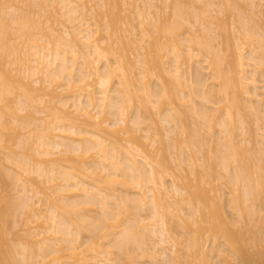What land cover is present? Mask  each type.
Wrapping results in <instances>:
<instances>
[{
	"label": "bare ground",
	"instance_id": "6f19581e",
	"mask_svg": "<svg viewBox=\"0 0 264 264\" xmlns=\"http://www.w3.org/2000/svg\"><path fill=\"white\" fill-rule=\"evenodd\" d=\"M23 1L18 0V6L10 1L11 3L4 6L0 12L1 25L7 20L12 26H21H16L18 32L20 30L17 35L20 36L19 39L21 36L24 39L23 35L27 34L32 36L31 39L28 36L27 42L23 46L20 45L21 47L9 43L7 45L0 39V109L5 106L2 102L6 98L4 94L18 90L14 109L16 116L13 110L12 123L16 124L15 127L20 126L23 130L32 131L33 133L27 132L29 137L32 136L29 134H36L33 141L23 136L24 133L20 135L16 144L22 152L7 159L9 164H12V171L14 170L17 197L20 199L18 206L21 212L25 213L23 225L26 226L24 233L28 240L27 243L18 245L22 264H139L138 258H132L133 254L136 255L135 250L140 252L139 256L148 258L149 264H264V231L261 232L260 223L258 226H255L256 222L251 224L257 218H254L253 214L257 213L258 209L250 199L254 191L264 199V165H261L264 161V156L261 157L264 154V50L258 51L260 46L257 45L248 51L242 47L241 42L238 44L240 38L243 40L248 37L253 43L255 39L264 37V22H259L258 15L260 8L264 6L262 0H242L249 6V13L245 12L244 19L251 20L254 26L245 22L239 25H236L237 21L231 23L237 49L235 56L231 47L227 48L226 55L221 56L211 44V41L215 40L214 28L217 27L214 24L215 16L221 12L213 0H198L205 4V22L198 21L193 12V21L182 19L189 25L186 32H178L180 25L182 28L184 24H178L179 21L172 19V23L179 25L178 29L174 24H171L173 27L167 26L163 29V42L158 36L159 30L156 31L157 34L151 30L156 26L158 29L161 27V24L157 23H166L163 15L161 16L164 10L157 3L161 0H142L143 6L134 5L138 28L133 24L134 32H131L130 29L129 31L119 27L118 33L115 31L116 40L118 39L123 47H127L126 39L127 42L131 39L127 37L140 33V40L134 39H138L137 47L142 50V42L150 41V45L147 44L151 48L146 46L147 59L142 60L140 51H137L138 57L134 62L138 77L143 78L146 75L148 79H151V76L156 80L168 79V82L161 84L162 87L159 86L161 88L158 92L147 85L136 86L132 74V60L112 48L117 44L116 41H109L108 46L103 38L97 37L101 36L98 35L101 31L96 23L88 21L86 12H99V9L105 7L103 0H32L34 7L47 11L46 14L51 16L56 14L58 18L68 22L70 27L53 17L55 24L61 25L58 30L61 33L57 35L53 32L57 30H54L55 26L59 25L52 26L53 29L48 22L53 19L45 18L47 15L42 16L39 11H33L31 15L30 11L22 13L23 10L19 6ZM136 1L138 0H121L123 4H127V7L123 5L125 9ZM165 2L167 0H164V4ZM54 3L58 5L57 9L53 8ZM111 6L116 7L112 4ZM128 14L130 11L121 17L134 21L131 19L133 15L130 17ZM178 14L177 11L174 13L176 16ZM21 15L26 18L19 23L21 19H17L19 20ZM116 15L118 18L119 11ZM110 22L107 25H110ZM162 26L164 28V25ZM31 27L37 30L33 33ZM103 28L106 31L108 27ZM38 29L47 31V35L52 39L42 35V32L39 34ZM108 30L110 33L111 28ZM200 32H203L209 44L206 42V53L203 57L198 56L194 48L195 44L203 45L198 41ZM42 41L43 43H39ZM100 43L104 45L100 46ZM130 44L128 43V46ZM163 52L168 53V61H162ZM3 56L9 57V61H2ZM224 59L227 62L224 63ZM223 64L227 65L224 67ZM194 65L195 77L191 72ZM201 69L208 74L206 79L199 74ZM145 71L151 76L144 75ZM29 78L32 83L28 81ZM209 78L213 82L208 86ZM257 78H262L259 85ZM214 80L216 86L213 84ZM184 88L193 92L189 93L188 90L187 95ZM57 90L59 92H56L57 98L54 100L53 93ZM241 95L246 96L245 101ZM211 96L215 99L209 100L208 97ZM196 97L204 103H201V107L196 106ZM134 98L138 102L135 108H132ZM51 101H54V104ZM164 101L169 105L166 108L162 107ZM30 104H41L45 107V111L48 110L52 116L51 120H54V123H50L53 125L45 124L41 117L30 115L29 111L37 107L32 106V109ZM245 108L253 115L250 120L255 124V135L259 137H255L258 139L256 142H251L249 136L244 137L247 129L242 115L249 118L248 113H244ZM45 111L37 108L34 113L41 115ZM17 112H24L21 117L32 116L33 119L17 120L20 117ZM2 118L0 110L1 127L7 130L18 129L13 128L11 123L8 126L6 122H2ZM188 119H191V123ZM250 120L246 119V123ZM196 122H199V125ZM30 126H33L31 131L28 129ZM177 130L185 134V137L182 136V143L177 138L180 134ZM12 134L16 135L14 131ZM163 136L172 148L170 160L174 164L162 152ZM194 139L198 145L192 143ZM158 142L161 154L157 157L156 150L159 148H153ZM211 142L220 147L216 149L219 151L217 157L216 150L213 152L214 148H211ZM28 143L31 147H25ZM246 143L247 147H241ZM205 144L209 151H212V154L208 151L211 155L209 157L213 156V160L220 159L217 167L223 170L222 176H227L233 190L237 189L238 182H243L246 203L239 200L240 205L242 202L244 207L241 211L239 207L236 209V224L235 220L228 217L221 197L223 195L216 192V186L212 187L211 181H201L202 176L196 174V165L205 171L214 168L204 161L206 157L203 159L204 155L200 153V147H205ZM195 146L197 150L192 149ZM238 148L252 157L253 166L248 162L247 165L251 166L256 177H249L250 171L246 168V177L243 178L241 173L235 171L236 168H229L230 163L223 162L228 158L234 161ZM30 149H33L32 154ZM222 152L227 156L220 157ZM218 175L221 176V173ZM117 183L125 186V195H118L121 189L116 193V188H111V185ZM255 194L253 199L256 198ZM235 196L237 198L238 195ZM248 199L250 204H247ZM237 200L235 199L236 204L234 202L232 205L234 208L238 204ZM184 209H187V212ZM89 212L95 214L92 216ZM122 213H128L127 221L124 214L123 218L120 217ZM130 214L135 216L133 220L129 218ZM245 218L246 220H243ZM242 221H246L248 228L253 230L250 229L252 232L249 231L250 235L246 236L248 238L243 236L246 231L241 230L240 237L243 236V239H240L235 237L239 232L233 225L238 228L241 225L238 223ZM172 222L173 226L177 225V231L174 230L176 227H172ZM0 224L1 241L5 240V229L2 228V223ZM250 224L254 225L256 230ZM244 227L246 228V225ZM244 227L242 228L245 229ZM84 231L87 236L83 234ZM249 232L247 230V234ZM203 234L205 238L213 237L212 240L221 235V239H224L222 245L226 250L222 249L218 242L210 245L209 239H205ZM111 237L114 238V244L116 241L119 243V249L124 253V257L126 256L123 263L105 257L108 251L103 249L104 241ZM239 239L244 240V243L239 242ZM0 243V246H3L4 241ZM217 245L219 247L215 248ZM130 247H133L135 253L130 251ZM228 248L231 251L227 250ZM5 253L7 254L6 251ZM2 254L0 264H11L12 257H9V253L3 256Z\"/></svg>",
	"mask_w": 264,
	"mask_h": 264
},
{
	"label": "rangeland",
	"instance_id": "374dc122",
	"mask_svg": "<svg viewBox=\"0 0 264 264\" xmlns=\"http://www.w3.org/2000/svg\"><path fill=\"white\" fill-rule=\"evenodd\" d=\"M12 2V4H14V5H16V6H18V0L16 1V0H6V2H5V0H0V12L3 10V7L4 6H6V5H8V4H10L11 2ZM32 0H24L23 2H22V5L20 4V8L23 10V12L22 13H27V12H29L30 11V15H31V13L34 11H39V12H41L42 13V16H45V15H47L45 18H49L50 17V19H53V17H54V19H56L58 22L60 21V22H62L64 25H67V26H69V24H68V22H66V21H64V19L63 18H58V16L56 15H53V16H51V15H49L48 13L46 14V12H44L43 10H39V8L38 7H34V5H33V3L31 2ZM104 1V4H105V7L104 8H101V9H99L98 11L99 12H97V11H93V12H91V13H88V12H86L87 14H86V18L88 19V21L90 22V23H96L97 24V27L100 29L99 31H101V32H99L98 33V35L99 34H101V36H97V37H99L100 39H104V43H105V45H108V43H109V41H116V45H113L112 46V48L113 49H116V51H118V52H122V54L124 53V54H126L128 57H129V59H130V61L132 60V64H133V69L135 70H133L132 71V74H133V76H134V80L136 81V86L138 85V84H142V85H147L148 87L150 86L151 88H152V90H155V91H159L160 90V88L162 87L161 86V84L163 85V82H168V79H166V78H163L164 80H156V78L154 77V76H151L149 73H146V71L144 72V75L145 74H148L149 76H151V77H149V78H151V79H148V76H144L143 78H140V77H138V75L136 74L137 73V69H136V64H135V62H134V60L136 59V57H138V56H136V52L138 51H140L139 53H140V55H141V58H142V60H145V59H147V52H148V48H151L149 45H150V41H147V43L149 44H147L146 42H142V46H144L143 47V50L142 49H138V39L140 38V37H138L139 36V34H137V35H135V36H133V34L132 35H129L127 38H129V37H131V39L129 40L128 39V42H127V39H126V43H127V47H123V45H122V43L121 42H119L118 41V39L116 40V34H115V31L117 30V29H119V27H123L122 29H126V30H132V25L133 24H135L134 25V27H137L138 28V26H136V25H138L137 24V20H136V13H135V10H134V5H141V6H143L144 5V3L142 2V0L140 1V0H138V1H136V2H134V3H131V5H128L129 7L128 8H126L125 9V7H127L125 4H123L122 2H121V0H103ZM117 1V2H116ZM145 1V0H144ZM204 2H205V0H203ZM203 1H198V0H167V2H165V4H167V6L168 7H165L166 5L164 4V0H161V1H159V2H157V3H159V5H160V7L161 8H163V10H164V12H165V14H164V12H163V14H162V12H161V16L163 15V17L165 18V21H166V23H164V22H161V23H157V25H159V24H161V27H159V29H158V26H156L155 28L153 27V28H151V30H153V31H155L154 33L155 34H157V32H160V34H158V36H159V38H160V41L161 42H163L164 41V39L162 38V30L163 29H165L167 26L168 27H173L171 24H174L175 25V22L174 23H172L173 22V20L174 21H179V23L178 24H180V22L182 23L184 20H182L183 18H185V19H187L186 21H193L194 19V15L196 14L197 15V19H198V21H200V22H205L204 21V18H205V16H206V9H205V4H204V2ZM215 3H216V5H217V7L218 8H220V13L218 14V15H216L215 17V21H214V24L217 26H215V25H213V27L215 26L216 28H214V29H216V30H214L213 32H215L214 33V36H215V40L214 41H211V44L213 45V46H215L216 48H217V50H216V52H218L221 56H224V55H226V53L228 52V47H231V49L233 50V52H234V56L236 55V53H237V49H236V44H234L235 43V41H234V37H233V29L231 28V23L232 22H236L237 24L236 25H239V24H241V23H243V22H245V23H247L249 26H254V23L251 21V20H245L244 19V14H245V12L246 13H249L248 12V10H249V6L246 4V2L245 1H242V0H213ZM25 2V3H24ZM111 2V3H110ZM116 2V3H115ZM24 3V4H23ZM122 3V4H121ZM163 5H162V4ZM261 3L262 4H264V0H262L261 1ZM56 3H54V7L53 8H55V9H57L58 7V5L56 4ZM111 4L112 5H116V7H113V6H111ZM117 5H120V6H117ZM123 5H125V7L123 6ZM164 6V7H163ZM119 7V8H118ZM133 7V8H132ZM112 8H113V11H112ZM216 8V7H215ZM116 9H118V11H119V14L120 15H118L119 17L117 18V15L116 14H118V11L116 10ZM128 9V10H127ZM130 9V10H129ZM133 9V10H132ZM24 10H26V11H24ZM54 10V9H53ZM122 12H121V11ZM125 10V11H124ZM102 11V12H101ZM111 11V12H110ZM116 11H117V13H116ZM130 11V14H128V15H130V17L132 16V17H134V18H132L131 17V19H134V21L132 20V21H130L128 18H122L121 17V15H123V14H125V13H128ZM178 12L179 14H181V15H179L178 14V16H176V15H174V13L175 12ZM96 12V13H95ZM101 12V13H100ZM113 12V13H112ZM115 12V13H114ZM133 12V13H132ZM174 12V13H173ZM193 12H194V15H193ZM97 13H99V14H97ZM103 13V14H102ZM100 14H102V15H100ZM112 14V15H111ZM191 14H192V16H191ZM23 16H24V14H22ZM20 16V18H19V20L17 19V21H20V19H21V21L19 22V23H21V22H23L24 20H25V18L26 17H23V16ZM29 15V16H30ZM114 15H116V16H114ZM258 15L260 16V23H262V22H264V6H262L261 8H260V13H258ZM166 16V17H165ZM52 17V18H51ZM111 17L112 18H114L113 20L111 19ZM116 17V18H115ZM120 17H121V19H120ZM175 19H174V18ZM23 19V20H22ZM50 20V21H48V22H50V26L52 27H54V25H59V24H55L56 23V20ZM62 19V20H61ZM108 19H110V21L108 20ZM173 19V20H172ZM108 22H107V21ZM121 20V21H120ZM123 20H126V22L125 21H123ZM5 21V23H4V25H1L0 24V39H2V41L4 42L5 41V44H7L8 45V43L9 44H14V45H17L18 47H21V46H23L24 45V43H26L27 42V39H28V34L27 35H23V37H25L24 39L22 38V36H21V38L19 39L18 37H20V36H17V35H19V32H20V30H19V32H18V28H16V26L17 27H21L20 25H14V26H12V24L11 23H9V21H7V20H4ZM6 21L8 22V24L6 23ZM55 21V22H54ZM47 22V23H48ZM53 24H52V23ZM105 22V23H104ZM110 22V25L108 26L107 25V23H109ZM123 22V23H122ZM130 22H132V24L130 23ZM111 23L112 24H114V25H111ZM7 24V25H6ZM17 24H18V22H17ZM23 24V23H22ZM52 24V25H51ZM106 24V25H105ZM121 24L123 25V26H121ZM167 24H169V25H167ZM182 24H184V25H182V28H181V25H180V28L178 29V26H174V27H176V29H178V32H181V30H182V32H186L187 31V28L189 27V25L187 24V22H183ZM127 26V28H126V26ZM162 25H164V28H163V26ZM166 25V26H165ZM171 25V26H170ZM262 25H264V23H262ZM4 26V27H3ZM5 26H11L10 28L9 27H5ZM44 26V25H43ZM42 26V27H43ZM61 25H59V26H55V29L54 30H56L55 32H53V34H55V35H57V34H60L61 33V31L59 32L58 30H60L61 29V27H60ZM93 27L95 26V25H92ZM103 26H106V31H104L103 29ZM42 27H40V28H42ZM60 27V28H59ZM70 27V26H69ZM118 27V28H117ZM14 28V29H13ZM103 28V29H102ZM111 28V30H110V33H109V30L108 29H110ZM36 28H34L33 29V27H31V30H33V33L37 30H35ZM11 30V31H10ZM42 30V29H41ZM40 29H38V32H39V34H42V35H45V36H47V38L48 37H50V36H48L47 35V31L45 32L44 30L45 29H43V31L46 33V34H44V32H42ZM129 30V31H130ZM157 30H159V31H157ZM233 30V31H232ZM16 31V32H15ZM108 31V32H107ZM138 31V30H137ZM157 31V32H156ZM164 31V30H163ZM236 31V30H235ZM15 32V33H14ZM17 32H18V34H17ZM24 32V31H23ZM42 32V33H41ZM57 32V33H56ZM103 32V33H102ZM106 32V33H105ZM131 32H134V30H132ZM114 33V34H113ZM116 33H118V30H117V32ZM39 34H37V35H39ZM239 34V33H238ZM36 35V34H35ZM103 35V36H102ZM161 35V36H160ZM237 35V34H236ZM133 36V37H132ZM238 36V35H237ZM32 37V36H31ZM31 37L29 36V38L31 39ZM112 37H113V39H112ZM240 37H243V36H240ZM51 39H52V37H50ZM107 38V39H106ZM134 38H138V39H134ZM246 39H244L243 38V40H242V38H240V40L238 41V44L241 42L242 44H243V48L245 49V50H250V48H252L253 46H260V47H258V51H260V50H264V37H262V38H260V40H257V39H255L254 37V42L252 43L250 40L251 39H248V37H245ZM50 39V40H51ZM161 39H163V40H161ZM99 40V39H98ZM131 40H133L132 42H131ZM136 40V41H135ZM140 40V39H139ZM257 40V41H256ZM2 41H0V42H2ZM198 41H200L201 43H203V45H194L193 47L197 50V52H198V56H200V57H203V54H205L206 53V37L203 35V32H200L199 33V37H198ZM18 42V43H17ZM130 42H131V44H130ZM23 43V44H22ZM39 43H43V41L42 42H39ZM104 43H100L99 45L100 46H103L104 45ZM128 43L131 45H129L128 46ZM240 43V44H241ZM145 44H147V45H145ZM207 44H208V42H207ZM21 45V46H20ZM209 45V44H208ZM27 46V48H28V45H26ZM26 46H25V49H27L26 48ZM109 46V45H108ZM146 46H148V48L146 47ZM117 47V48H116ZM133 47V48H132ZM131 48V49H130ZM147 48V49H146ZM134 49H135V51H134ZM138 49V50H137ZM200 49V50H199ZM145 50H146V52H145ZM150 50V49H149ZM145 53H144V52ZM201 51V52H200ZM248 51L246 52V54L248 53ZM127 52V53H126ZM166 55H168V53L167 54H164V52H163V58H162V61L163 62H165V61H168L169 59H168V56H166ZM167 57V58H165V57ZM4 57V59H2V61L3 60H5L6 62H7V60L9 61V57H5V56H3ZM20 57H22V55L20 56ZM144 57H146V58H144ZM165 58V59H164ZM17 61V60H16ZM111 62H112V59L110 60ZM17 62H19L20 63V61H17ZM223 62L225 63V62H227L226 61V59H224L223 60ZM19 63H18V65H19ZM21 64V63H20ZM112 64H114V63H112ZM18 65H16V67L18 66ZM185 65V64H184ZM224 65H227V64H223V66ZM11 66V65H10ZM143 66H145V65H143ZM19 67V66H18ZM225 67V66H224ZM196 68H195V65L191 68V72H192V74H193V77H195V74H196ZM199 74L201 75V77L202 78H204V79H206L207 77H208V74H205V71H204V69H201L200 70V72H199ZM39 77V76H38ZM146 77H147V79H146ZM32 78V77H31ZM34 78V77H33ZM261 79L262 78H257V80H259V81H257V84L259 85V83H261L260 81H261ZM30 80V78L28 79V81ZM148 80V81H147ZM166 80V81H165ZM159 81V82H158ZM207 82H208V86L210 85V84H212V82H213V80L211 79V78H209L208 80H207ZM214 82L215 83H213L214 85L216 84V81L214 80ZM30 83H32L31 82V80H30ZM193 85L195 84L196 85V83H192ZM191 84V86L192 87H194L193 85ZM159 86H161V87H159ZM216 86V85H215ZM195 88H196V86H195ZM55 89H57V88H55ZM185 89V88H184ZM189 89H185V92H186V94L188 95L191 91L189 90ZM196 90V89H195ZM189 93H188V92ZM12 91H10V92H7L6 94H4V95H6V98H5V100H3L2 102H4L5 103V106H3L0 110H1V113L3 114V118H2V122H6L7 123V125L8 126H10L9 124L11 123V126H13V128H17L18 126H16L15 127V125L16 124H13L12 123V117H14V114H15V112H16V110H14L15 109V105H16V98H17V96H18V94H19V92H18V90H16L15 91V89H14V92L13 93H11ZM18 92V93H17ZM56 92L58 93L59 92V90H57V91H54V100H56L55 98H57L56 96H57V94H56ZM193 92V91H192ZM56 94V95H55ZM243 98L244 97H246L245 95H241ZM197 98V97H196ZM213 98H214V96H211V97H208V99L209 100H213ZM242 98V99H243ZM135 100H134V103H133V105H132V108H135V106L137 105V100H136V98H134ZM193 99H194V96H193ZM215 99V98H214ZM245 99L246 98H244V101H245ZM53 100V99H52ZM195 102H197L196 104V106L197 107H199V105H200V107H201V103L202 104H204L203 102H200L199 101V99L197 98V99H195L194 100ZM52 102V101H51ZM54 102V101H53ZM52 102V104H54ZM167 101H164V103L162 104V107H164V108H166V106H169L168 105V103H166ZM56 103V102H55ZM247 103V102H246ZM1 104V103H0ZM57 104V103H56ZM208 104H210V103H208ZM207 104V105H208ZM32 106H37V107H34V108H38V109H44V111H45V107H42V105L41 104H36V105H32ZM31 106V104H30V108L32 107ZM162 107H161V109H162ZM30 108L28 109V110H30ZM12 109V110H11ZM32 109H33V107H32ZM36 109H33V110H30L29 112H31L30 113V115L32 114L33 115V117H41V118H43L44 119V122H45V124H47V125H53V124H50V123H54L53 121L54 120H51L52 119V116L48 113L49 111L47 110V111H45V112H43L41 115H36V113H34V110H36ZM14 110V114H13V111ZM245 112V114L246 113H248L249 112V110L247 109L246 110V108H245V110H244ZM248 111V112H247ZM12 114H13V116H12ZM17 114L20 116V115H23L24 114V112L23 113H19V112H17ZM128 114V113H127ZM129 114H130V112H129ZM128 114V115H129ZM241 114V113H240ZM106 115V117H108L109 119H111L110 118V116L108 115L107 116V114H105ZM242 115V114H241ZM247 115V114H246ZM15 116H16V114H15ZM243 117H242V120L245 122V127H246V131H247V134L244 136L245 138H248V136H249V140H251V142L253 141V142H256L258 139H256L255 137H258V136H256L255 135V130H254V122H251V117L253 116L252 114H249L248 113V116L247 117H249V118H246V116H244V115H242ZM33 117L31 116H28V117H17L18 119L17 120H22V121H30V120H32L33 119ZM154 117H156V115H154ZM22 118V119H21ZM127 118V117H126ZM253 118V117H252ZM246 119H248V120H250L248 123H246L247 121H246ZM7 120H9V121H7ZM191 120V119H190ZM190 120L188 119V121L190 122ZM50 121V122H49ZM52 121V122H51ZM191 123V122H190ZM190 123H189V125H190ZM197 124L199 123V122H196ZM1 124V123H0ZM199 125V124H198ZM3 127V126H2ZM1 127V125H0V214H2V215H0V219H1V221H0V223H2V228L4 227V229L5 230H3V231H5L4 233V236H5V240H3V239H1V241H4V244H3V246H0V254H5V255H8V253H9V257L11 258V260H10V258H9V260L12 262L11 264H22V258H21V255L19 254V251H18V245H20L21 243H27V240H28V238H27V236L25 235V233H24V230L26 229V226H24L23 225V219H24V214H23V211L21 212V209H19L20 208V206H18V204L20 203V199L17 197L18 195H17V189H16V186H15V184H16V182H15V180H14V170L12 171V164H9V162H8V158L9 157H14V156H16L17 155V153L18 152H22V149L21 148H18L17 147V144L16 143H18V138L20 137V135H22L23 133V136H26V137H29L28 135H27V132H29V131H26V129L25 130H23V129H21V128H19L18 127V129H16L17 130V132H16V130H7L6 128L4 129V128H2ZM33 126H30V127H28V129L31 131V129L30 128H32ZM190 127H191V125H190ZM10 128H12V127H10ZM27 129V130H28ZM33 129V128H32ZM35 129V128H34ZM179 130V129H178ZM177 130V131H178ZM14 131V133L16 134V135H14V134H12V132ZM32 132V131H31ZM31 132H29V133H31ZM34 132H35V130H34ZM179 132V131H178ZM25 133H26V135H25ZM28 133V134H29ZM33 133V132H32ZM36 133H37V131H36ZM180 134H178L179 136L177 137L178 138V140H179V142H181L182 140H184V137H185V134H183L182 132H179ZM217 133V132H216ZM182 134V135H181ZM17 135H19V136H17ZM29 135H32V136H30L29 137V139H31L32 141H33V139H35V137L33 138V136L35 135L36 136V134H29ZM181 135V136H180ZM217 135V134H216ZM182 136H184V137H182ZM194 137V136H193ZM195 138V137H194ZM259 138V137H258ZM188 139V138H187ZM196 139V138H195ZM195 139H194V141H192V143H194L195 142ZM252 139H256L255 141L254 140H252ZM31 140H28V141H30L31 142ZM189 140H190V138H189ZM192 140H193V138H192ZM183 142V141H182ZM181 142V143H182ZM33 142H31V144H32ZM188 144H190V145H192L191 143H189V142H187ZM30 146H29V145ZM25 147H31V144L30 143H28ZM195 144H197V142H195L194 143V145ZM210 144H212V142L210 143ZM159 142L158 143H156L155 145H154V148L153 149H157V148H159ZM163 153L166 155V157H168L169 158V160L171 159V150H172V148H170L169 147V145H168V142L165 140V138H164V136H163ZM198 145V144H197ZM32 146H34V145H32ZM215 146V147H214ZM244 146H248V144L246 143V144H244V145H241V147H244ZM204 146H202V147H200L201 149V151H200V153H202L203 155H204V157H203V159L205 158V159H209L210 160V158L211 157H209V156H211V155H209V149L207 148L208 146H207V144H205V147L203 148ZM214 148L213 149V152H215V150L217 149V148H219L220 149V147H218L216 144H212L211 145V148ZM192 149H194V150H197V146H195L194 148H192ZM218 150V149H217ZM216 150V154H218L217 152H219V151H217ZM241 150V151H240ZM29 151H31V154L33 153V149H30ZM157 151V157L161 154L160 153V148L159 149H157L156 150ZM209 151V152H208ZM212 152V151H211ZM210 152V154H212ZM30 153V152H29ZM223 153V152H222ZM220 154V157L221 156H223L225 153H223V154ZM237 154H236V158L234 159V161H235V163H233L234 161H233V159H231L230 160V158H228L227 160L225 159V161H223L224 159H222V161L223 162H226L227 164H229L230 166H229V168H231V166L235 169V171H237V173L239 172V173H241L240 175H241V177L243 176V178L244 177H246V168L248 169L247 171H250V176L249 177H251V176H255V173H254V171H253V169L251 168V166H253V159H252V157L249 155V154H247V153H245V152H243L242 151V149H240V148H238V151L236 152ZM206 154V155H205ZM197 155H201V154H197ZM203 155H201V156H203ZM217 156H219V154L218 155H216V157ZM224 156H227V155H224ZM247 156V157H246ZM262 156H264V154H262L261 155V157ZM245 159H249V160H245ZM243 158V159H242ZM204 159V161L205 162H207L209 165H213L214 166V168H216L215 170H212V169H214V168H211V170L209 171H205V170H203L202 168H200L199 166H195V169H196V174L198 175V176H202V178H201V181H208V182H210L211 181V186L212 187H215V190L216 189H218L216 192L217 193H221V195H223V196H221V197H223L222 199H223V205H224V208L226 209V211H227V214H228V217L230 218V219H233V220H235L234 222V224H236V219L238 218L237 216V213H236V209H238V207L240 208L239 209V211H241V209H243V207L244 206H242V205H244L246 202L244 201V191H243V182H238V184H237V189L236 190H233V186L231 185V184H229V182H228V178H227V176H222V171L223 170H220L221 168L220 167H217V166H219L218 165V163L220 164V159L219 160H217V158H215V160H213L214 159V157L212 156V158H211V160L209 161V160H205ZM245 160V161H244ZM171 161V163H173L172 162V160H170ZM209 161V162H208ZM212 161V162H211ZM246 162V163H244V162ZM211 162V163H210ZM247 162L251 165V166H249V164L247 165ZM252 162V163H251ZM213 163V164H212ZM237 163V164H236ZM262 164L261 165H264V161H262L261 162ZM174 164V163H173ZM207 164V165H208ZM236 164V165H235ZM243 164V165H242ZM244 164H246L245 166H244ZM210 166V167H211ZM212 166V167H213ZM249 166V167H248ZM11 167V168H10ZM243 167H245V169L243 168ZM219 168V169H218ZM233 168H232V170H233ZM262 168H264V167H262ZM14 169V168H13ZM208 169H210L209 167H208ZM251 169V170H250ZM217 170H218V172H217ZM220 170V171H219ZM245 170V171H244ZM216 171V172H215ZM212 172V173H211ZM210 173V174H209ZM217 173V174H216ZM221 173V176L220 175H218V174H220ZM238 173V174H239ZM216 174V175H215ZM211 175H213V176H211ZM245 175V176H244ZM218 176H220V177H218ZM12 177V178H11ZM214 177V178H213ZM218 178V180H217V178ZM222 177H224V178H222ZM256 177V176H255ZM254 177V178H255ZM216 178V179H215ZM227 178V179H226ZM251 178H253V177H251ZM247 180V179H246ZM227 181V182H226ZM169 182V181H168ZM253 182V181H252ZM199 183V182H198ZM201 183V182H200ZM249 184L251 185L252 183H250L249 182ZM115 185V186H114ZM114 185H111V188L112 189H114V188H116V189H114L115 191H116V193H118L119 192V190L121 189V191L123 192V191H125L123 194H122V192L120 191V193H118V195H125V193H127V189L125 188V186L124 185H121V184H114ZM122 187H121V186ZM200 185V184H199ZM214 185V186H213ZM253 185H255V183H253ZM113 186V187H112ZM18 187V186H17ZM253 189H254V187H252ZM126 189V190H125ZM109 190V189H108ZM107 190V191H108ZM250 190L251 191H253L251 188H250ZM256 190V189H255ZM19 191L21 192V190L19 189ZM219 191V192H218ZM130 193H131V191H130ZM255 193H257L256 191H254V193L252 192L251 194H252V197L254 196V194ZM235 194H237L238 196H237V198H236V196H235ZM232 196V197H231ZM255 196H256V198L254 197V199L251 197H249L251 200H253V204H254V207L255 208H257L258 209V212L257 213H254L253 214V217L254 218H256L255 220H259L258 222L257 221H252V223L251 224H253L254 222H256L257 224L255 225V226H258V224L261 226V228H262V230H261V232L262 231H264V220H262V218H264V199H262V196L260 195V194H255ZM240 199H239V198ZM231 198V199H230ZM235 199L237 200V203L239 204H237V206L235 205V208H234V206H232L233 205V203L235 202V204H236V201H235ZM243 199V200H242ZM231 200V201H230ZM239 200L240 201H242V202H244V204L241 202V204L242 205H240V203H239ZM233 201V202H232ZM251 203V201L248 199V201H247V204H250ZM44 206V205H43ZM42 206V207H43ZM182 206V205H181ZM181 206H179V207H181ZM183 208H185L184 206H182ZM44 209H45V207H43ZM122 209V208H121ZM245 210H246V208H244ZM20 210V211H19ZM185 210V209H184ZM245 210H243V212L245 211ZM186 212H187V209L185 210ZM58 213H60L59 211H57ZM131 214H132V209H131ZM134 212V211H133ZM256 212V211H255ZM91 213V215L93 214H95V213H92V212H89V214ZM136 213V212H135ZM179 213H180V210H179ZM259 213H260V215H259ZM23 214V215H22ZM70 214H73V213H70ZM70 214H67V215H69L70 216ZM123 214L124 213H122L121 215H120V217H124L125 216V220L128 218V213H126V215L124 214V216H123ZM131 214L129 215V218H131V220H133L134 219V217L133 216H131ZM134 214V213H133ZM182 214V213H181ZM257 214H258V216L260 217H258L257 216ZM92 215V216H93ZM2 216V217H1ZM2 219H3V222H2ZM123 219V220H124ZM170 221H171V218L169 219ZM243 220H246V218L245 219H243ZM248 220V219H247ZM262 220V221H261ZM127 221V220H126ZM239 221V220H238ZM261 221V222H260ZM124 223H125V221H123ZM243 222V221H242ZM242 222L240 223H238V224H241L240 226H238V228L235 226V225H233V228L235 229L236 228V230H237V232H239L238 233V236L237 235H235V237H240L241 235H240V233H241V230H245L246 232H243V236L244 237H246V236H248V235H250V232H252V231H250V229L251 228H248L249 227V225H247L246 224V221H244L245 222V224H244V222H243V224H242ZM175 224V223H174ZM250 224V226H252ZM255 224V223H254ZM176 225V224H175ZM244 225H246V228L244 227ZM0 226H1V224H0ZM177 226V225H176ZM176 226H173V222H172V227L173 228H175ZM244 227L245 229H243L242 227ZM254 226V225H253ZM252 226V228H254ZM240 227V228H239ZM178 227H176L174 230H176ZM258 228V227H257ZM86 229V228H85ZM84 229V230H85ZM233 229V231H236V230H234ZM248 230V232H249V234H247V230ZM255 230H256V227L254 228ZM178 230V229H177ZM176 230V231H177ZM239 230V231H238ZM251 230H253V229H251ZM254 230V231H255ZM95 232V231H94ZM85 233V235L87 236V233L88 234H90V232H89V230L87 229V233H86V231H84L83 232V234ZM236 233V232H235ZM234 233V234H235ZM244 233H246V234H244ZM262 233H264V232H262ZM85 235H84V237H85ZM203 236H204V238H205V234H203ZM203 236H202V238H203ZM219 237H217V239H216V237H215V240H212V239H214L213 237H209L208 238V236H207V238H205V239H209V244L210 245H213V243H216V242H218L219 243V245H220V247L222 248V249H225L226 247L224 246V245H222V239H221V235H218ZM232 236V235H231ZM243 236L242 237H240V239L242 238L243 239ZM233 237V236H232ZM201 238V240H203ZM246 238H248V237H246ZM109 239V240H108ZM108 239H106L105 241H106V243H105V241H104V247L105 248H103L105 251H108V253H106L105 255V257H107V258H110V260L112 259H116V261H119L120 260V262L121 263H123L124 262V258L126 257H124V253H122L121 251L122 250H120L119 249V243L116 241V243L114 244V238L113 237H111V238H108ZM112 239V240H111ZM180 240H181V238H179ZM204 239V240H205ZM239 239V242L240 241H243V243H244V240H240ZM245 239V238H244ZM224 240V239H223ZM233 240H234V238H233ZM0 241V242H1ZM113 241V242H112ZM234 241H236V239L234 240ZM246 241V240H245ZM3 243V242H2ZM110 243H112V244H110ZM118 243V244H117ZM148 243H150V241L148 242ZM217 243V244H218ZM242 243V242H241ZM1 244V243H0ZM119 245V246H118ZM132 246V244L130 245V244H127V246ZM215 245V244H214ZM240 245H242V244H240ZM227 246V245H226ZM248 246V245H247ZM215 248L216 247H219L218 245L217 246H214ZM224 247V248H223ZM131 249H130V251L132 250L133 251V247H130ZM220 248V249H221ZM108 249V250H107ZM117 249V250H116ZM217 250V249H216ZM226 250V249H225ZM227 250H230L229 248L227 249ZM5 251L7 252V254L5 253ZM136 251V255L134 256V254H133V252H132V258L133 257H135V258H138V263L139 264H149L148 262V258H146V257H144V258H146V259H144L142 256H139L140 254V252L139 251H137V250H135ZM231 251V250H230ZM230 251H228V252H230ZM119 252V253H118ZM231 253V252H230ZM3 254H2V256H3ZM122 254V255H121ZM11 255V256H10ZM136 256H138V257H136ZM143 256H145V255H143ZM229 256L230 257H232L231 256V254H229ZM233 258V257H232ZM111 260V261H112ZM126 260H128V259H126ZM218 260H220L219 258H218ZM217 260V261H218ZM113 261H115V260H113ZM123 261V262H122ZM136 261V260H135ZM220 264V263H219Z\"/></svg>",
	"mask_w": 264,
	"mask_h": 264
}]
</instances>
